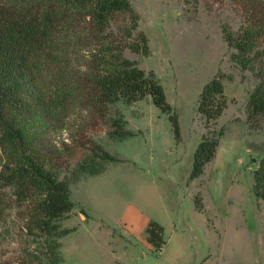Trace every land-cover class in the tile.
Masks as SVG:
<instances>
[{"label":"rangeland","instance_id":"obj_1","mask_svg":"<svg viewBox=\"0 0 264 264\" xmlns=\"http://www.w3.org/2000/svg\"><path fill=\"white\" fill-rule=\"evenodd\" d=\"M150 55L126 50L125 58L162 85L178 116L177 140L170 115L142 101L120 100L105 120L73 102L54 123L23 119L28 152L66 180L74 209L54 220L58 232L28 235L24 207L10 197L0 219V264H264V201L253 191V160L264 156V117L248 121L257 71L242 70L224 38L253 17H264V0H132ZM69 49L62 62L90 71L87 54ZM222 74L228 105L216 121L198 113L203 87ZM69 82L70 86L72 83ZM47 97L55 88L41 83ZM112 121H123L113 128ZM114 130L132 133L113 138ZM203 137H214L215 158L192 177ZM95 145L116 160H101ZM16 158L0 147V172ZM154 220L164 227L157 253L147 241Z\"/></svg>","mask_w":264,"mask_h":264},{"label":"trees","instance_id":"obj_2","mask_svg":"<svg viewBox=\"0 0 264 264\" xmlns=\"http://www.w3.org/2000/svg\"><path fill=\"white\" fill-rule=\"evenodd\" d=\"M131 1L0 0V147L16 158L15 165H6L0 172V219L13 197L24 207V227L30 236L56 234L54 220L70 213L75 205L68 181L58 179L28 152L21 120L45 117L56 123L73 102L88 105L105 120L120 100L131 103L151 97L156 107L170 115L175 138H181L178 116L156 75L124 56L126 50L150 55L148 38L139 31L140 15ZM223 33L234 49L232 59L242 70L264 67V17H253L236 32L225 26ZM78 48L87 54L88 72H73L62 62L69 49ZM256 77L260 82L248 103L252 128H258L259 118L264 117V70L257 71ZM45 79L55 88L53 97L41 89ZM227 105L219 73L203 87L198 113L207 121H216ZM122 125L123 121L111 123L113 128ZM109 135L125 138L132 133L114 130ZM218 146L216 138H202L194 154L193 178L215 158ZM93 154L101 160L119 161L100 145H95ZM253 191L264 201V156L254 168ZM145 231L148 243L160 253L165 245L164 227L151 220Z\"/></svg>","mask_w":264,"mask_h":264},{"label":"water","instance_id":"obj_3","mask_svg":"<svg viewBox=\"0 0 264 264\" xmlns=\"http://www.w3.org/2000/svg\"><path fill=\"white\" fill-rule=\"evenodd\" d=\"M258 161H259V158H255V159L253 160L254 164H257ZM117 264H118V263H117Z\"/></svg>","mask_w":264,"mask_h":264},{"label":"crops","instance_id":"obj_4","mask_svg":"<svg viewBox=\"0 0 264 264\" xmlns=\"http://www.w3.org/2000/svg\"><path fill=\"white\" fill-rule=\"evenodd\" d=\"M117 264V263H116Z\"/></svg>","mask_w":264,"mask_h":264}]
</instances>
